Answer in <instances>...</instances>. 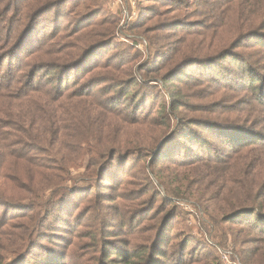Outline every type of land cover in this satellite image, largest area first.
Wrapping results in <instances>:
<instances>
[{
    "label": "rangeland",
    "instance_id": "obj_1",
    "mask_svg": "<svg viewBox=\"0 0 264 264\" xmlns=\"http://www.w3.org/2000/svg\"><path fill=\"white\" fill-rule=\"evenodd\" d=\"M122 1L135 14L130 20L122 18V2H87L85 12L88 8L82 2L73 5L69 0L63 23L70 25L72 9L87 13L72 28L110 15L118 18L102 58L126 49L133 61L122 63L121 68L132 70L131 88L146 84L152 93L136 116L127 101L111 104L110 110L129 118H139L146 111L162 128L151 155L141 158V163H134L136 156L124 159L123 170L118 160L101 169L82 158L78 166L73 164L60 175L63 182L47 186L37 200L29 195L25 172L18 179L15 172L5 170L0 175L3 197L14 202L0 205V264H122L119 261L128 251L140 253L144 247L149 252L145 251L144 259H156L157 264H264V235L236 220L220 227L214 224L210 216L219 213L208 201L211 185L203 199L175 185L173 177L182 170L174 169L176 159L155 162L157 167L169 164L171 169L162 173L167 179L139 167L155 160L162 143L175 150L172 139L179 129L175 117L180 115L196 129L210 121L264 137V0ZM136 21L142 26L130 30ZM170 56L168 63L165 58ZM246 67L262 78L248 82ZM130 91L127 100L139 99ZM175 98L178 108L171 104ZM165 120L169 126L162 127ZM201 132L211 144L210 153L228 149ZM21 194L27 198L15 197ZM31 201L36 203L33 208ZM229 228L236 232V241L226 232Z\"/></svg>",
    "mask_w": 264,
    "mask_h": 264
},
{
    "label": "trees",
    "instance_id": "obj_2",
    "mask_svg": "<svg viewBox=\"0 0 264 264\" xmlns=\"http://www.w3.org/2000/svg\"><path fill=\"white\" fill-rule=\"evenodd\" d=\"M68 1L0 0V175L5 170L13 171L20 179L19 175L25 172L31 187L29 195L36 200L47 186L63 182L60 175L67 174L73 164L78 166L82 158L101 169L118 160L123 170L124 159L133 156L138 157L134 163H141V158L150 157L155 136L162 129L146 111L135 117L140 109L144 110L152 92L141 83L131 88L135 82L132 70L121 68L122 63L133 61L129 52L124 49L119 55L112 53L102 58L118 18L110 15L108 19L90 20L82 27L72 28L75 20L87 13L68 11L72 14L67 22L70 25H64V5ZM70 1L73 5L82 2L88 8L87 2L95 4L98 0ZM141 26V21H136L129 29L137 31ZM171 58L166 57L165 61L170 63ZM245 71L250 83L262 78L250 67ZM129 91L140 95L139 99L127 100L125 94ZM126 101L135 116L129 118L128 114L110 110L111 104L122 105ZM172 101L174 108L180 106L176 98ZM261 103L264 104L263 97ZM106 112L115 116L108 117ZM180 116L175 117L179 129L174 139L171 136L176 141L175 150L171 152L166 147L168 143H162L155 160L139 167H148L153 174L167 179L169 176L162 173L171 169L169 164L157 167L155 162L176 159L174 169L182 170L173 177L175 185L202 199L205 188L212 186L208 201L220 215L216 219L219 215L211 214L215 225L236 220L264 235V137L210 121L196 129ZM160 125L167 127L169 123L165 120ZM201 131L228 149H214L216 155L210 153L211 144ZM110 145L113 149L109 150ZM164 151L170 153L160 155ZM202 155H208V160ZM161 193L164 192L159 190ZM4 194L0 185V205H13L14 201ZM15 197L27 198L22 194ZM35 205L34 201L29 204L32 208ZM226 232L236 241L234 229ZM147 248L140 253L128 251L119 262L157 264L156 259H144Z\"/></svg>",
    "mask_w": 264,
    "mask_h": 264
},
{
    "label": "built area",
    "instance_id": "obj_3",
    "mask_svg": "<svg viewBox=\"0 0 264 264\" xmlns=\"http://www.w3.org/2000/svg\"><path fill=\"white\" fill-rule=\"evenodd\" d=\"M117 3H123V9L121 10V14H122V18L124 20H130L132 19L135 14L134 12L131 11V9H129L128 5L125 4V2H123L122 0H115Z\"/></svg>",
    "mask_w": 264,
    "mask_h": 264
}]
</instances>
